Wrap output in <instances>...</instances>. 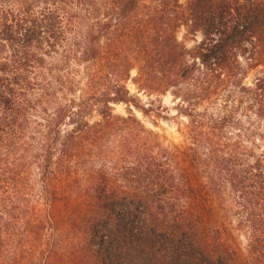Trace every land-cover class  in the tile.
Listing matches in <instances>:
<instances>
[{
  "label": "trees",
  "instance_id": "obj_1",
  "mask_svg": "<svg viewBox=\"0 0 264 264\" xmlns=\"http://www.w3.org/2000/svg\"><path fill=\"white\" fill-rule=\"evenodd\" d=\"M0 264H264V0H0Z\"/></svg>",
  "mask_w": 264,
  "mask_h": 264
},
{
  "label": "rangeland",
  "instance_id": "obj_2",
  "mask_svg": "<svg viewBox=\"0 0 264 264\" xmlns=\"http://www.w3.org/2000/svg\"><path fill=\"white\" fill-rule=\"evenodd\" d=\"M182 3H185L186 0H180ZM185 30L180 28L178 31V37L181 41L185 42L187 45H191L193 40L190 38H184ZM200 35H197V39H199ZM131 75H135V70L131 72ZM253 77V74L250 73L247 80H250ZM127 85L132 93L138 94L141 99V102L145 106L151 105L153 110L157 109L158 105H161L164 110H162V116H157L154 111H151L148 114H143L140 110L136 109L133 106L131 110L133 113L144 123V125L152 129L156 132L160 138L163 140L165 144L173 145L180 144L184 142V136L181 133V129L186 122V118L184 116H180L176 113L173 108L174 102L172 100V96L170 94L166 95H152L147 96L143 92H138L136 85L133 83L131 79L127 81ZM114 112L125 114L127 112V105L123 103L113 104ZM240 242L242 247L245 245V238L243 235H240Z\"/></svg>",
  "mask_w": 264,
  "mask_h": 264
}]
</instances>
